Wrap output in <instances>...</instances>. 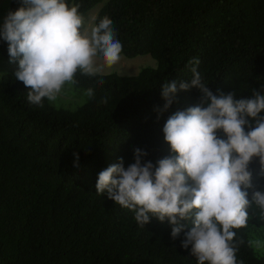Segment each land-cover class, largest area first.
<instances>
[{
    "label": "trees",
    "instance_id": "1",
    "mask_svg": "<svg viewBox=\"0 0 264 264\" xmlns=\"http://www.w3.org/2000/svg\"><path fill=\"white\" fill-rule=\"evenodd\" d=\"M100 1L67 0L79 4L82 15ZM21 6L8 0L0 28ZM104 16L112 20L121 56L148 55L154 68L133 76L78 72L72 89L82 101L71 110L47 99L42 107L31 104L17 70L0 75V264H197L191 246L182 247L194 216L179 221L176 239L167 218L150 217L141 227L131 210L96 193L98 174L121 158L127 169L137 148L147 153L141 163L151 161L154 169L175 155L163 127L176 111L201 102L199 89L179 90L181 82L191 83L193 58L214 95H264V0H108L96 22ZM8 47L0 37L2 60L10 59ZM173 81L178 91L165 110L162 87ZM217 135L225 138L222 131ZM249 170L251 200L254 191L264 193L258 157ZM258 210L253 203L249 226L237 230L243 264H264L248 243L264 240Z\"/></svg>",
    "mask_w": 264,
    "mask_h": 264
},
{
    "label": "clouds",
    "instance_id": "2",
    "mask_svg": "<svg viewBox=\"0 0 264 264\" xmlns=\"http://www.w3.org/2000/svg\"><path fill=\"white\" fill-rule=\"evenodd\" d=\"M22 6L4 18L0 37L8 42L10 61L18 60L15 78L29 89V103L43 106L54 102L66 85L77 83L76 74L94 77L104 66H114L121 58L122 44L104 16L85 22L79 4L67 0H21ZM200 61H189L191 83L181 82L179 90L195 87L202 93L200 104L176 111L163 127L164 139L175 155L141 163L146 152L135 149V163L127 169L123 160L98 174L96 193L134 213L144 227L150 217L173 225L176 239L183 230L179 221L194 216L182 247L191 246L197 264H243L237 253L244 243L237 230L249 226V208L254 203L264 219V193L254 191L249 164L258 157L264 173V95L253 91L251 98H235V93L214 95L197 70ZM103 83V81H100ZM178 88L165 83L162 97L166 110ZM92 96L93 90H87ZM207 103V106H203ZM249 130L245 131V127ZM222 131L225 138L217 135ZM75 160L79 157L74 154ZM154 169V170H153ZM249 246L264 247L260 240Z\"/></svg>",
    "mask_w": 264,
    "mask_h": 264
},
{
    "label": "rangeland",
    "instance_id": "3",
    "mask_svg": "<svg viewBox=\"0 0 264 264\" xmlns=\"http://www.w3.org/2000/svg\"><path fill=\"white\" fill-rule=\"evenodd\" d=\"M108 0H101L98 4L88 10L83 16L85 18L86 24L91 22L92 17H95L99 9L107 2ZM8 0H0V23L4 12L7 7ZM122 61H119L114 66H104L102 71L99 74H109L116 72L117 75L122 76H133L136 72L142 67H155V61L148 55L137 56L132 59H125L121 56ZM18 70V60L10 61L2 60L0 58V75L5 72ZM82 98L79 95H76L72 89V85H66L64 90L59 94L58 98L54 102H49L54 107H61L71 110L75 105L80 104ZM258 215L261 217L260 210H258ZM264 230V227H263ZM264 243V240L261 241ZM253 252L258 256H264V247L259 249L254 246L251 247Z\"/></svg>",
    "mask_w": 264,
    "mask_h": 264
}]
</instances>
